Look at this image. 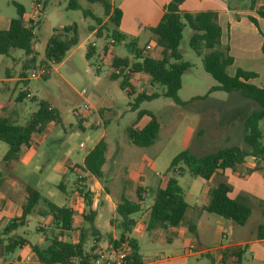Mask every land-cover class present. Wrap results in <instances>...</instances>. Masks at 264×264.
<instances>
[{"label":"rangeland","instance_id":"rangeland-1","mask_svg":"<svg viewBox=\"0 0 264 264\" xmlns=\"http://www.w3.org/2000/svg\"><path fill=\"white\" fill-rule=\"evenodd\" d=\"M67 1L48 0L45 10L39 13L40 6L36 5V0H0V28L6 27L10 19L16 17V7L13 3L23 6L25 22H28L29 19L38 22L34 29L33 49L36 56L34 65L25 70L27 79L24 83L19 84L14 93L12 92L13 82L9 83L10 90L5 94L4 105L7 108H17L19 116L13 120L16 124H24L36 110L37 102L40 100L48 101L55 107L60 118L59 122L53 123L47 134L37 142L38 151L27 164L24 162L23 155L18 161H15L16 164L11 171L14 179L38 189L47 200L58 206H63L68 194L74 189L77 174L70 170H66L62 175L50 174L48 180L53 183L63 182L65 190L63 192L59 188L44 185L48 169L60 158H63L62 160L69 159L71 162L79 164L88 150L99 140H103L107 143L106 162L102 167L104 177L98 179L82 175V181H78V184L87 185V187H90L93 181L97 182L96 187H92L93 193H96L95 199L99 198V192L102 194L108 189L111 190V193H116L119 183L122 180H128V172L132 169L131 165H134L140 168L138 183L146 187L156 186L163 175H170L177 179L187 203L190 205L199 203L196 195H200L202 189L210 181L192 176L183 163H179L174 170H169L171 159L183 150L200 156L230 145L246 148L241 122L254 109V102L238 92L210 91V88L216 85V81L204 71L200 57L188 47L190 33L188 27L183 30L179 44L182 60L191 64V67L182 75L181 86L178 90V97L183 104H176L171 99L164 97L162 95L163 86L150 87L139 78L131 80L132 92H129L128 89L123 90L120 87L121 77L111 79L109 76L112 71L109 65L111 54L102 52L103 46L108 43L105 34H102L101 38L91 34L93 32L90 33L88 27L94 25V21L90 17H84L80 10H67ZM233 1L235 0H229L228 5H233ZM79 2L82 8L90 9L98 16L102 15L101 5L90 4L84 0H79ZM194 2L195 0H182L179 4L180 9L183 10ZM236 2L240 11L245 8L249 11L250 0H237ZM261 4L264 5V1ZM249 16L256 19V26L248 19ZM232 17L228 34L225 21L221 20L222 39L225 41L224 43L229 41V54L234 57V64L228 67L230 75L234 74L236 64L245 61L244 54L251 55V60H247L248 62H255L254 41L257 39L262 41L258 29L264 34V19L258 18L254 11L243 14L240 12L239 17H243L242 22L237 21L233 12ZM70 24L77 26L79 37L77 45L67 51L60 63H48L49 73L45 77H30L32 68L35 67L38 71L42 60H45L46 43L53 30ZM245 24L252 27L255 30L254 33L248 29L245 30ZM94 27L97 30L98 26L94 25ZM148 39L155 42L154 34L146 32L139 38V45H144ZM88 44H94L96 48L91 57L85 55ZM111 49L114 54H126L123 45H113ZM157 49L159 48L145 49L144 54L157 56ZM25 59L26 55L21 49H11L7 56L0 55V77H3L5 69L11 76H18ZM256 69L257 77L251 82L256 85H264V70ZM20 89L28 91L30 96L24 97L21 101H15ZM144 89L146 92L154 91L159 96L142 102L137 109H132L131 103L135 96ZM11 93L13 94L11 95ZM10 95L11 99H8ZM32 97H35L36 100H32ZM219 101L222 103H218ZM85 103L89 104L93 110L83 113L88 124L85 129H80L78 119L73 115V111L81 108ZM97 108L102 110V118L106 120V124L103 122L106 125L104 127L94 125L96 120H100L96 113ZM140 109L151 111L159 123V131L154 143L146 147L132 144L126 136V128L135 121L137 111ZM148 119L147 115L142 116L138 123L139 126L145 124ZM260 128L263 134L261 142L264 145V123L260 124ZM226 132H231L230 138H213L215 133ZM80 143L85 145V148L80 149L81 152L77 154L76 150L79 149ZM7 148V144L0 141V158ZM178 168L183 169L181 174L177 173L176 169ZM73 194L79 196L75 190ZM127 197L131 199L133 194L129 192ZM101 200L103 204L94 207L95 219L92 221L93 223L90 221L85 223L86 230H90L93 225L97 226L98 234L88 232L84 237V243L86 247H90L96 241L107 251L108 237H119L120 235L117 225L119 217L114 211L113 203L108 200L105 194L101 195ZM151 202L152 196L147 194L144 205L147 206ZM140 213L133 214L132 218L137 219ZM112 218L116 219L115 225L109 223ZM55 226L48 216L44 218L31 214L27 217V223L18 227L11 235L24 237L32 245L37 244L40 247H45L49 239L59 233ZM156 227L152 230H132L130 233V236L137 241L138 253L146 262L174 257L179 254L182 244L188 241L187 233L183 238H179L178 234H173L169 227L165 229ZM167 235L172 236L171 241L166 240ZM192 247L194 251L198 250L196 245H192ZM209 261L205 256L196 254L189 259V264H207ZM0 264L42 263L34 259L30 247H24L16 248L12 253L1 257Z\"/></svg>","mask_w":264,"mask_h":264},{"label":"trees","instance_id":"trees-1","mask_svg":"<svg viewBox=\"0 0 264 264\" xmlns=\"http://www.w3.org/2000/svg\"><path fill=\"white\" fill-rule=\"evenodd\" d=\"M48 0L42 2L36 0V5L40 6L39 13H42ZM90 4L97 3L102 7V15L94 14L90 9L82 8L79 0H68L67 10H80L84 17H90L97 25L88 27V31L101 38L105 34L108 43L103 46V54L110 52L113 45H123L126 54L123 57L112 55L110 67L111 79L121 77L120 87L123 90L132 92L130 78L134 73H142L148 77L149 85H161L164 87L162 95L171 99L176 104H183L178 97V90L181 86V77L191 64L182 60L179 44L182 39L183 30L188 27V47L200 57L202 67L215 81L216 85L210 91L238 92L242 96L251 99L255 104V109L247 116L244 122V140L247 145L242 148L236 145L226 146L216 149L204 155L196 156L188 150L177 153L170 162L169 170H174L179 163H183L187 171L195 177L209 179L218 170L234 168L243 163L245 159L252 156L258 167L264 166V146L261 142L263 137L260 124L264 123V87H259L250 79L257 77L255 72L236 68L233 75L228 73V67L233 63V58L229 54L227 45L220 42L221 27L217 22V13L212 10H203L196 13L179 9L182 0H170L165 6L163 14L154 27L148 30L155 36V46L160 48L161 55L158 58L144 54L145 46H140L137 38L129 37L119 30L121 10L113 6L111 0H84ZM264 0H250V9H254L256 14L264 19ZM16 7V17L10 19L7 28L0 29V55H9L11 49H21L26 55L24 70L34 65L35 54L33 43L35 38L34 29L38 25L37 21L29 19L25 22V13L22 5L13 3ZM42 4V5H41ZM248 19L256 26V19L249 16ZM262 36L261 51L264 58V34L258 29ZM112 40V42L110 41ZM79 41L77 26L70 24L58 30H53L49 37L41 65L48 67V63H60L67 51L77 45ZM95 45L86 46V57H91L95 53ZM111 53V52H110ZM119 69L118 73L115 70ZM25 77V73H22ZM45 77V76H43ZM26 80H22L24 83ZM29 94L28 91H21L19 99H23ZM159 94L138 93L133 103L132 109H137L144 101H150ZM34 100V97H32ZM147 115L149 120L142 126L137 127L136 122ZM58 110L47 101L37 102L36 110L29 116L24 124L12 122L4 113H0V141L7 144L8 149L2 161L10 168L11 164L18 160L20 149L23 145H28L31 138L46 132L51 123L59 122ZM81 121V119H78ZM79 126V125H78ZM159 131V123L155 115L146 109L137 111L136 119L126 128V136L129 141L140 147L150 146L154 143ZM106 143L99 140L92 149L85 155L82 169L89 175L102 178V165L105 163ZM181 174L183 169H176ZM2 179L0 177V187ZM60 185V184H59ZM58 187V186H57ZM59 188L62 189L61 186ZM78 191H82L79 190ZM230 191L226 183H218L209 191L208 202L197 207L198 212L206 211L219 215L225 219H230L238 225H243L247 221L251 208L248 199L238 197L232 199L228 197ZM145 190L137 187L135 190L136 200H129L122 195L115 206V212L119 217L118 227L120 235L118 240L109 239L110 246H115L121 242L132 230L135 224L132 215L141 210L143 201L142 193ZM153 201L149 210L148 228L153 227H178L185 222V214L189 208L185 201L183 191L177 179L170 175H164L159 185L151 192ZM26 200L22 205V213L18 217H13L7 221L0 230V258L12 253L16 248H22L28 244V240L20 236H12L18 227L26 223V217L31 213L36 204L42 200L40 193L31 187L26 188ZM86 203L91 207L93 198L90 191L84 193ZM47 211L53 216V223L59 225L62 230L71 227L72 211L65 206H58L49 200H43ZM262 213L264 215V203ZM188 232L193 238L196 237L195 224L193 221L187 222ZM60 233L52 236L45 247L32 245L34 259L42 264H92L97 258L95 246L88 250L83 248V240L77 243L63 241L59 238ZM256 238L264 239V224L256 227ZM109 248V247H108ZM128 252L135 263L140 262L138 245L135 239L128 238ZM220 261L223 264L240 263L241 250L221 251ZM208 264H214L211 261Z\"/></svg>","mask_w":264,"mask_h":264},{"label":"crops","instance_id":"crops-1","mask_svg":"<svg viewBox=\"0 0 264 264\" xmlns=\"http://www.w3.org/2000/svg\"><path fill=\"white\" fill-rule=\"evenodd\" d=\"M169 1L170 0H111L113 6L118 7L121 10L119 30L129 37L137 38L138 43H139V38L141 36H143L146 32H150L148 28L154 27L158 24L163 14L164 6ZM236 1L237 0L233 1L232 2L233 5L229 6L227 3L229 2V0H195V2L192 5L185 7L183 11H188L192 13H196L198 11H203V10L215 11L217 13L218 24L221 27V20H224L226 24V29H227L226 32L228 34V31L231 27V22L233 19L232 12L234 13L238 22L243 21L242 20L243 17L241 18L239 17L240 12L241 14L247 13L249 11L255 12L254 9H250V8L248 9L249 11H247V8L240 11ZM180 8L181 7L179 5V9ZM257 17L261 18L258 15ZM23 18H24V15H23ZM7 26L8 24L6 25V27L0 28V29H5L7 28ZM245 28H246L245 30L248 29L249 31H251V33H254L255 31L249 25L246 26V24H245ZM222 33H223V30L221 27L220 42L221 44L228 46L229 41L227 40V42L224 43L225 41L222 39ZM258 34L260 33L258 32ZM254 43H255V50H254L255 51V55H254L255 62L254 63L251 61L248 62L247 60H251V55L244 54L243 58L245 59V61H242L241 63L236 64L235 69L239 67L243 70L251 71V72H256L257 70L256 68L264 70V58H263V54L261 51L262 41H258L257 39L254 41ZM146 45H150L149 50L156 48L155 42L152 39H148L147 41H145L144 45L142 46H145L146 48ZM157 51H158L157 56H152V55H148V56L154 57V58L160 57L161 55L160 48L157 49ZM110 52L108 51V53L111 54V57L112 55H116L119 57H123L125 55V54L124 55L114 54L112 49H110ZM233 64H234V59L231 65ZM21 69H22L21 72H18V76L16 77L11 76L7 72L6 69L4 70L3 77H0V113H4L12 122L13 120L17 119V117L19 116V112H17L18 110L16 107L7 108L4 105L3 101L5 100V94L9 92L10 90V85H9L10 82H13L12 92L14 93V91L18 88L19 84L23 83L22 80L27 79L22 74L23 72L25 73V70H26V69L24 70V62H23V66ZM135 78H139L143 82L149 85L148 77L145 74H142V73L132 74L130 78V84H131V80L133 81ZM251 80L252 79H250L249 82H251ZM257 86L264 87V85L262 84L257 85ZM21 91H24V90L20 89L18 91L15 101L22 100V99H19ZM142 92L149 94L152 91L146 92L144 89ZM13 93H11V95ZM11 95L9 96L8 99H11ZM27 96H30V93ZM34 100H36L35 97H34ZM218 103H222V101H219ZM214 106H216V104H214ZM254 109H255V104H254ZM96 113L100 117V120H96L94 122V125L96 126L101 125L103 127L106 126L105 125L106 120L102 118V110L97 108ZM248 115H246L241 122L243 137L245 135L244 122ZM139 120L136 122V126L142 127L144 124L142 126H139L138 124ZM103 122H105V124ZM52 124L53 123H51L48 126L46 132L34 135L29 141L28 145L21 146L20 156L18 160L20 159L22 155H23L24 162L26 164L31 160V158L38 151L37 142L40 141L43 135L47 134V132L49 131V127ZM86 124L88 123L86 121L85 116H83L81 118V121H78V125H79L78 127L80 129H85ZM231 135H232L231 132L230 133L226 132L223 134L215 133L213 135V138L215 139L216 138H226L227 139V138H230ZM80 144H79V149L76 150L77 154L81 152L80 149L85 148V145H83V147H80ZM91 149L92 148H90L88 152ZM106 150H107V143H106ZM4 154L2 155V157L4 156ZM85 155L82 157L79 164L75 162H71L69 159L62 160L63 158H60L58 162H54L50 166V168L48 169V174L47 176H45V179H44V185L46 187L59 188V186H61L62 189L61 188L59 189L65 192L62 181H60L59 183H53L52 181L48 180L50 174L62 175L66 170L73 171L77 174V179L75 181L74 189L68 194V198L65 204L63 205L72 211L71 227L68 230H62L61 228H59V225H56L55 227H57L60 233L59 238L63 241L77 243L80 240H83L84 242V237L86 236L88 232L90 234H98L97 226L93 225V227L90 230H86L85 223L87 221L92 222L95 219L94 207L98 206V204H103V201L101 200V195L105 194L108 200H111V203H113V207L115 211V206L122 195H124L127 199H129L127 197V194L130 192L131 194H133V197L129 200H133V201L136 200L135 190L137 187L143 188L145 192L142 193L143 201L141 204V210L139 211L141 213L137 219H134L135 224L132 230L134 231L141 230V229L152 230L154 228H157V227L148 228L149 210H150V206L152 202L149 205L145 206L144 201H145L147 194H150L152 196V201H153V194L151 192L159 185L163 177H161V179L158 181L156 186L146 187L138 183L139 182L138 179H140V168L137 166L135 167L134 165H131L132 169L129 170L128 172V176H129L128 180H122L119 183V187L116 193L114 192L111 193V190L108 189L102 194L101 192H99L98 193L99 198L95 199L96 193H93L92 187H96L97 185L96 181L95 182L93 181L90 184V187L89 186L87 187V185L78 184L79 183L78 181H82L81 180L82 175H88V176L94 177L92 175H89L87 172H85L82 169V163H83V159ZM2 157L0 158V177L2 179V184L0 187V230L4 227V225L7 223L8 220H10L13 217H18L21 215L22 205L24 204L26 200V196H27L26 188L31 187L28 184L18 182L16 179H14L13 173L11 171L14 168L16 163L13 162L10 168H8L2 161ZM105 162H106V159H105ZM263 162H264V157H263ZM102 171H103L102 177H104V170L102 169ZM206 181H210L209 184L206 185L202 189L200 195H196V198L197 200H199V203L194 204V205H190L188 203L189 208L185 214V222L180 224L178 227H169L170 231H172L173 234H178L179 238L181 237L183 238L185 236V233L188 234V241L182 244L179 254L174 257H166V258L156 259V260L147 261V262L142 260L140 256V262L138 264H189V259L196 254L200 256H205L206 258H208L210 260L209 263L213 261L214 264H223L220 261V258H221L220 252L224 250L231 251L233 249L241 250L240 263L238 264H244V263L264 264V239L256 238L257 225L264 224V215L262 213V210H263L262 203H264V166L258 167V164L255 161V159L252 156H249L248 159L246 158L243 163L235 166L234 168H225L223 170H218ZM221 182L229 185L230 191L227 194L229 198L236 199L238 197H245L248 199L251 212L245 224L238 225L234 221L230 219H225L214 213H210L206 211L198 212L196 210L197 207L205 205L208 202V196H209L210 189L215 187L218 183H221ZM31 188H34V187H31ZM78 189L82 191H78ZM36 190L42 196V200L38 204L35 205V207L33 208V210L31 211L29 215L33 214V215L42 216L44 218L45 216H48L50 221L52 220L53 222V216L48 213L47 208L43 202L44 199L45 200L47 199L43 197L42 193L38 189ZM74 190L76 193L79 194V196L77 194H73ZM87 191H90L91 197L93 198V203L91 207L86 203L83 197L84 193ZM110 195H111V198H109ZM183 196L185 199L184 193H183ZM27 217H26V223H27ZM189 221H193L195 224V231H196L195 238H193L191 233L188 232L187 222ZM109 223L111 225H115L116 219L114 218L110 219ZM117 225H118V222H117ZM130 233L126 237L132 238L130 236ZM167 236L168 237H166V240L171 241L172 236L171 235H167ZM110 238L111 240H118L119 237L109 236L108 241H107V246L109 247H110V242H109ZM33 245H37V244H33ZM192 245H196L198 247V250L194 251ZM31 246L32 244L28 241V244H26L22 248L30 247L31 249ZM92 246H95V249L97 252L101 250L104 251L105 253L108 252V250L105 251L106 248L105 249L102 248L100 245H98L96 241H94V243L90 247ZM90 247H86L85 243L83 244L84 250H88L90 249ZM32 255H33V252H32ZM72 262L74 264H77V261L74 258H72Z\"/></svg>","mask_w":264,"mask_h":264},{"label":"built area","instance_id":"built-area-1","mask_svg":"<svg viewBox=\"0 0 264 264\" xmlns=\"http://www.w3.org/2000/svg\"><path fill=\"white\" fill-rule=\"evenodd\" d=\"M112 42V40H110ZM150 45H146V49H149ZM119 69L115 70V73H118ZM49 73V68L42 66L37 71L35 67L32 68L30 72V77L40 78L46 76ZM84 93V90L82 91ZM92 107L85 103L81 108L75 109L73 115L77 119L83 117V113L87 111H92ZM80 147H83V144H80ZM92 264H138L133 261L128 252V237H125L121 242L115 246H110L108 252L98 251L97 258L93 261Z\"/></svg>","mask_w":264,"mask_h":264}]
</instances>
